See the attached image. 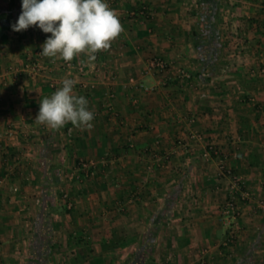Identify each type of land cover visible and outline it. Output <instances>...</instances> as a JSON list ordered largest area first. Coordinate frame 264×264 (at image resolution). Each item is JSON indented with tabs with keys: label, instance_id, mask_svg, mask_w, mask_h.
<instances>
[{
	"label": "crops",
	"instance_id": "crops-1",
	"mask_svg": "<svg viewBox=\"0 0 264 264\" xmlns=\"http://www.w3.org/2000/svg\"><path fill=\"white\" fill-rule=\"evenodd\" d=\"M107 2L124 30L94 61L41 56L51 33L38 27L0 32V264H28L47 169L60 176L48 264H264V0H216L221 44L200 75L193 31L204 28L205 3ZM152 56L166 72L147 69ZM65 78L95 113L90 130L35 123ZM209 144L218 154L205 157ZM82 161L91 175L70 178Z\"/></svg>",
	"mask_w": 264,
	"mask_h": 264
},
{
	"label": "clouds",
	"instance_id": "clouds-1",
	"mask_svg": "<svg viewBox=\"0 0 264 264\" xmlns=\"http://www.w3.org/2000/svg\"><path fill=\"white\" fill-rule=\"evenodd\" d=\"M22 11L12 30L30 26L51 33L41 45L40 55L70 62L85 54L90 60L106 51L123 32L121 21L107 0H22ZM62 86L39 101L35 123L58 130L71 123L90 130L95 113L89 101L74 93L75 79L65 78Z\"/></svg>",
	"mask_w": 264,
	"mask_h": 264
},
{
	"label": "trees",
	"instance_id": "trees-1",
	"mask_svg": "<svg viewBox=\"0 0 264 264\" xmlns=\"http://www.w3.org/2000/svg\"><path fill=\"white\" fill-rule=\"evenodd\" d=\"M205 3L206 10L202 16L204 28L200 32L193 31L194 47L201 54L202 65L197 74L200 75L201 71L207 67V62L214 61L217 58L218 50L220 47V38L222 30L217 23V4L216 0H200ZM212 4V7H211ZM211 10V11H210ZM21 6H0V32L12 28L21 14ZM216 57V58H215ZM206 58V59H205ZM210 65V64H209ZM49 172L52 169H47ZM44 174L43 188L39 198V206L35 213V218L32 223L31 242L28 264H48V256L52 251L54 229L50 221L52 213L58 211L55 203V196L53 185L58 184L60 176L52 174ZM156 232H151L149 239L145 240V250L152 248L155 241ZM140 249V248H139Z\"/></svg>",
	"mask_w": 264,
	"mask_h": 264
},
{
	"label": "built area",
	"instance_id": "built-area-1",
	"mask_svg": "<svg viewBox=\"0 0 264 264\" xmlns=\"http://www.w3.org/2000/svg\"><path fill=\"white\" fill-rule=\"evenodd\" d=\"M64 61V60H63ZM26 68L31 70V71H39L40 70V67L38 64H35V63H32L31 61H28L26 64H25ZM64 66H67V67H72L74 66L73 65V60H71L70 62H65L64 61ZM168 62L160 57V56H152L149 60H148V63H147V69L148 70H151V71H156L158 73H164L167 71L168 69ZM75 67L77 68V70L79 71V73H84L85 72V67H84V64L78 62L75 64ZM179 75L180 77H186V78H190V74L189 72H187L186 70H179ZM145 90H148L150 89L149 87H144L142 86ZM202 97L205 96V93H202L201 94ZM67 132L70 134L71 133V128H68ZM10 135L12 134L11 132L9 133ZM213 154H218V148L214 145V144H209L207 146V148L204 150V153L203 155L205 157H211ZM91 164H93L92 162H86V161H82L79 163V165L77 166V169L75 170L74 173H72L70 175V178H75V179H84L86 177H89L91 175V172H90V166ZM221 167L223 168L224 172L227 174V175H230L233 177V179L235 180V184L236 186H239L238 184V180L236 179V176L233 175L232 171L225 167V166H222ZM2 184V179H0V186ZM242 198L243 199H246L249 197V192L247 190L243 191L242 193ZM60 199L62 200V202L65 204V206L69 209H71L73 207V201L71 199V197L69 196V194L65 191H62L61 192V195H60ZM257 205L258 207L261 209V210H264V199H261L257 202ZM226 213L229 214V215H232L234 218L236 216H238L239 214V210H238V207H237V204L235 201H228L227 203V208H226ZM0 245H1V241H0Z\"/></svg>",
	"mask_w": 264,
	"mask_h": 264
},
{
	"label": "rangeland",
	"instance_id": "rangeland-1",
	"mask_svg": "<svg viewBox=\"0 0 264 264\" xmlns=\"http://www.w3.org/2000/svg\"><path fill=\"white\" fill-rule=\"evenodd\" d=\"M146 86V85H145Z\"/></svg>",
	"mask_w": 264,
	"mask_h": 264
}]
</instances>
